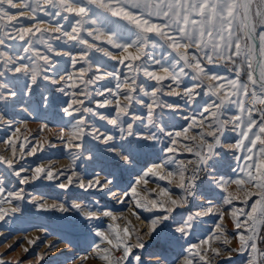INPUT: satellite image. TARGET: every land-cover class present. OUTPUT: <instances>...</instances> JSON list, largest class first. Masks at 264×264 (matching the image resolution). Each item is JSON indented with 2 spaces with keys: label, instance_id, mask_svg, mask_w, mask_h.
I'll return each instance as SVG.
<instances>
[{
  "label": "snow or ice",
  "instance_id": "6c2138e0",
  "mask_svg": "<svg viewBox=\"0 0 264 264\" xmlns=\"http://www.w3.org/2000/svg\"><path fill=\"white\" fill-rule=\"evenodd\" d=\"M41 14L50 19H42ZM119 21L127 22L135 31ZM124 31L135 38L121 42ZM101 40L118 51L95 43ZM94 53L116 63L108 65ZM227 64L235 67V79L214 71ZM121 67L126 73L119 71ZM242 73L246 80H241ZM48 85L57 86L56 92L71 98L63 112L73 117V122L68 132L62 130L58 135L61 146L79 150L74 160L86 156L98 163V172L94 169L91 174L81 173L74 165L69 174L43 163L27 164V157H38V153L55 149L57 144L47 139L33 142L27 136L21 138L13 112L26 97L43 96L40 89ZM45 99L50 106L60 102L54 94ZM190 105L200 109L199 118L184 117L191 121L187 128L169 131L170 120ZM258 105L264 106V0H0V125L12 129L10 136L0 140L10 153L0 155V180L12 176L24 185L39 181L55 183L61 189L78 187L110 195L121 204L124 198L134 199L138 209L163 213L150 218L148 229L141 234L131 221L121 227L117 223L120 217L112 211L73 204L72 208L89 221L102 222L108 217L112 222L108 230L95 232L107 245L96 246V256L104 264H213L209 253L223 264H230L232 257L225 258V252H247L249 264H264V251L257 243L264 240V107ZM48 127L44 124L41 131ZM193 127L201 130L196 136H185ZM229 131L238 133L232 149L241 153L236 159L242 163L240 171L244 173L230 183L258 190L247 194L245 208H234L231 213L239 249L212 246V241L224 235L221 214L215 233L173 259L169 253L176 234L190 236L200 227L201 218L216 210L208 198L211 189L201 185L219 163L221 153L217 149ZM181 137L197 140L195 162L177 160ZM165 140L163 150L170 154L167 160L143 172L135 184H147L149 176L168 179L169 183L177 179L179 196L173 198L162 189L160 196H166V201L160 197L148 199L135 186L130 192L114 191L119 187V178L113 171H106V162L132 165L138 153L154 150ZM183 148L193 151L186 143ZM166 164L175 165L176 171L161 174ZM201 173L205 174L203 178ZM227 183L223 177L214 180L225 192ZM5 192L0 185V205L15 200L24 206L14 205L11 213L27 211L23 188L8 191L6 197ZM253 195L259 198L248 205ZM234 199L239 197L228 193L227 203L232 204ZM36 206L41 211L57 207L46 202ZM58 210L69 211L63 205ZM7 214L0 208V221ZM133 215L140 218L135 212ZM37 239L29 244L35 245ZM223 242L228 244L227 239ZM116 252L121 255L115 256ZM39 260L43 261L44 256L40 255ZM0 264L5 262L0 259Z\"/></svg>",
  "mask_w": 264,
  "mask_h": 264
},
{
  "label": "rangeland",
  "instance_id": "374dc122",
  "mask_svg": "<svg viewBox=\"0 0 264 264\" xmlns=\"http://www.w3.org/2000/svg\"><path fill=\"white\" fill-rule=\"evenodd\" d=\"M13 11H16L13 9ZM107 15V14H105ZM44 20H49V17L43 16ZM115 20L116 18L110 17ZM54 23V21H53ZM120 24L125 25L126 29H131V25H127L125 21H119ZM43 27H49V24L42 25ZM104 30L108 28L103 26ZM124 39L121 42H127L129 39L135 37L131 35V32L124 31ZM89 41H92L91 37H86ZM102 47H107L110 51L117 52L118 50L112 49L110 45L101 41H95ZM171 51V50H169ZM159 55V53H157ZM95 57H100L105 60L108 65L115 64V61H111L106 57H103L101 53H94ZM165 58L167 54L165 53ZM119 71L125 72L126 69L120 68ZM214 71L219 72L221 75L235 79V67L232 64H227L225 67L216 68ZM241 80H246V75L241 74ZM57 86L48 85L47 88H41L40 93L43 96L37 94L30 99L25 98L13 112L15 116V127L20 128L19 135L21 138L27 136L29 139L35 142L39 139L43 142L45 139L57 144L55 149H47L44 153H38V157H27V164L35 166L36 164L43 163L45 166L51 165L54 169L65 170L70 174L73 166H76V170L81 173L91 174L92 171H99L100 165L94 164L83 157L78 160H74V155L79 150L68 149L61 146V141L58 139V135L63 130L68 132L73 122V117L67 116L63 112V108L70 102V97L65 93H59L55 91ZM84 85H81L83 88ZM67 91H71L68 89ZM59 97V103L56 105H48L45 98L50 99L51 95ZM96 99H101L96 97ZM166 99L178 100V98L172 97ZM183 103L182 101H179ZM29 104L31 106H29ZM95 107V105H88ZM258 107H264L258 105ZM27 108V111L24 109ZM233 106V112H235ZM200 109L195 105H190L184 109L175 119L169 122V131L182 132L183 129L188 127L191 122L190 119L184 117L199 118ZM77 117L79 114H75ZM231 115V114H229ZM257 119L259 114L257 113ZM47 124L49 127L41 131L42 126ZM201 129L193 127L184 133L187 137L196 136ZM12 129L5 128L0 125V140H3L10 136ZM227 139L222 138V145L217 149L221 153L218 157L219 163L217 164L214 172L209 179L206 190L211 189L208 192V198H210L216 205V210L213 215L209 217H202V223L190 236L181 237L178 233L176 238L171 241L170 257L175 259L178 253H186V249L192 245L200 243L208 235L216 232L215 225L220 223L219 216L223 215V228L224 235L220 240L212 241L213 247L223 249L224 247H230L232 249H239L238 237H236L235 220L231 215L232 210L245 208L243 201L245 200L249 192H256L257 189L251 185H245L243 188L235 183H230L232 180L239 179L244 176V173L240 171L242 163L239 162L236 157L241 153L232 149V145L236 143L238 139V133L227 132ZM180 151L176 154L177 160L185 161L191 154L184 150L183 145L186 143L193 148L197 140L178 138ZM167 145V140L164 144L157 145L154 150L138 153L136 160L132 165H123V162L119 164L115 161L106 162V171H113L116 177L119 178V187L114 191L122 192L128 190L130 192L131 187H137L138 192L142 197L153 199L160 197L161 200H167L166 196H160L162 189H167L173 198H176L180 194V189L177 186V179H172L169 183L168 179L161 180L158 176L146 177L147 184L143 182L140 185H136L135 181L140 179L143 172L147 171L154 165L164 163L169 153L163 149ZM7 145L0 143V155L10 156V153L5 151ZM23 163V162H22ZM27 166V165H26ZM6 168V166H3ZM168 170L176 171V166L172 164H166L165 168L160 170L161 174H166ZM223 177L225 181H229L225 185L228 192L223 191L222 188L217 187L214 184V180ZM63 180V177L61 178ZM171 179V178H170ZM0 185L6 189L5 197L8 191H18L23 188L26 199L27 211H21L18 213H11L10 209L20 203L13 200L12 204L4 203L0 205V208L4 209L8 214L5 216V220L0 221V259L5 264H104V261L97 258L99 245L100 248L107 247L106 244L101 242L100 237L95 235L97 230L106 231L108 225L112 223L108 217H103L101 221H89L78 210L72 208L73 204L90 205L92 207H98L101 210L112 211L115 215L120 217L117 223L123 227L127 221H131L132 225L141 232L147 230L149 227V219L154 218L156 215H162L159 211L147 212L142 208L135 207V200L130 198H124L125 203H117L116 199L110 195H101L94 191H84L78 187H72L69 189H61L56 187L52 182H34L30 185L21 184L16 177L9 176L7 180H0ZM232 193L234 199L232 204L227 203V195ZM259 197L253 195L251 199H248V205H251ZM35 200V203L33 202ZM46 202L48 205H56L57 207L49 211H41L36 206L38 203ZM98 202V204H97ZM202 201L201 204H203ZM63 205L68 208L69 211L61 212L58 210L59 206ZM198 210V209H197ZM196 210V211H197ZM180 211V210H178ZM139 215V219L133 215V213ZM171 235V233H169ZM261 235H264V229L261 230ZM39 238V239H37ZM37 239L35 245L29 244L30 240ZM227 239L228 244H224V240ZM258 247L264 251V240H258ZM55 245V247H50ZM28 251L25 252L24 249ZM43 255L44 260H39V256ZM115 256L121 255V253H114ZM231 255L232 259L230 264H249L250 254L232 252L224 253L225 258ZM209 258L212 259L213 264H223V261L217 260L209 253Z\"/></svg>",
  "mask_w": 264,
  "mask_h": 264
},
{
  "label": "built area",
  "instance_id": "2783aa9c",
  "mask_svg": "<svg viewBox=\"0 0 264 264\" xmlns=\"http://www.w3.org/2000/svg\"><path fill=\"white\" fill-rule=\"evenodd\" d=\"M196 143L193 146V151L191 152L190 156L184 161L185 163H187L188 161H192V162L196 161V156L194 155ZM217 159H218V157H217ZM189 168H191V165H189ZM213 172H214V170L207 176V179H204V183L201 185V187L203 189H206L207 183H208L209 179L211 178ZM200 175L202 178L205 176L204 173H201ZM180 192H181V190H180ZM199 203H202V201H199ZM196 210L197 209H193V211H196Z\"/></svg>",
  "mask_w": 264,
  "mask_h": 264
}]
</instances>
